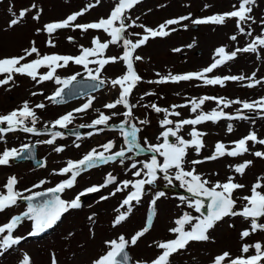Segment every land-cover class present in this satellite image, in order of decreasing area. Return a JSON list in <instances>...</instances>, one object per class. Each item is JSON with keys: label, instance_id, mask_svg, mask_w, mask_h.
I'll return each mask as SVG.
<instances>
[{"label": "rangeland", "instance_id": "374dc122", "mask_svg": "<svg viewBox=\"0 0 264 264\" xmlns=\"http://www.w3.org/2000/svg\"><path fill=\"white\" fill-rule=\"evenodd\" d=\"M116 2L117 0H100L99 4H95V0H0V58L24 55V50L30 48L33 42L41 54L78 55L81 51L80 45L84 47L92 46V37H99L101 42H104L109 40L110 36L102 30L90 29L87 33H84L80 29L69 27L57 30L49 37L47 32H37V29H42V26L46 23L66 18L67 15L79 11L89 3L95 4V7L90 8L83 16L78 17L75 23L95 21L98 17H106L105 14H108L109 8ZM238 3L239 0H140L138 5L129 10L127 23L130 24L132 20H135L136 25L128 28L126 35L128 33L140 34L139 36L127 35V38L133 40L144 34V30L139 27L140 24L145 25V27L157 28L159 24L168 19L191 14L188 20L181 21L179 25L169 26V28H175L176 31H170L166 37L149 38L144 45L134 52V55L142 57L141 60L134 61V67L142 74L143 81L133 89L130 95L131 104L137 105L132 109L133 119L131 122L140 128L137 134L139 137L147 135L146 139L151 144L163 142L161 137L160 139H157V137L164 130L159 123L164 118V113H157L150 107H146L151 103H146L144 98L141 99L145 96V93L154 88L158 89V87H155L157 84L149 82L159 79L157 73L163 75L169 73L183 74L194 69L199 71L200 67L214 58V51L217 47L226 46V50L231 51L238 47H245L251 41L252 37L239 33L235 19H228L223 25L208 23L198 24L195 27L191 22L192 19L230 11L233 5L238 7ZM33 4L36 7L28 12L19 24L9 27V21L13 18V14L8 11L10 7L13 12L18 14L20 9L30 8ZM206 5L208 7H205ZM37 13H39V19H33ZM252 15L255 17L256 23L249 21L245 24V32L248 31V25H251L253 36L260 35L261 29L264 28V25L260 24V20L264 19V0H257ZM185 24L187 25L186 28L183 27ZM232 35L237 36L236 41L230 39ZM68 37H73V41H69ZM49 39H52L54 47L48 45L47 41ZM174 49L180 50L174 51ZM122 50V42H119L116 45H109L104 55L109 57L120 56ZM34 58H36L35 54L27 57L25 62ZM89 66L96 67V65ZM39 71L44 73L48 69L42 67ZM125 71L126 66L122 61L109 63L100 73V77L106 81L103 89L62 103H53L47 99L50 91L59 87L55 80L37 84L26 75L14 74L12 81L6 85H0V115L19 109L18 107H22L23 103L27 101L38 117L36 126L49 127L51 121L76 108H80L91 100V106L87 110L74 113V119L68 125V128L87 124L92 119L98 118L101 111L115 118L109 123L122 122L124 120L122 109H107L104 105L117 99V86L113 87L110 80L122 75ZM253 72L256 73V79L264 78V48L258 49V53H238L236 58L218 67L208 76L244 75L247 77ZM75 73H80L79 76L87 74L82 66L71 62L69 66L56 70V75L61 78ZM3 78L4 75L0 74V79ZM248 83L247 80L228 81L222 87L220 85H204L202 81L198 80L181 81L177 85H166L161 90L163 95L160 102L162 103H159L165 105L189 104L188 106H190L189 102L193 98L198 101L202 96L224 97L226 100L239 99L241 101L256 100L264 96V83L255 87H248ZM32 93H36V95ZM39 103H43L45 107L42 109L35 108V105ZM188 106L174 109L181 113L180 117L169 115L168 118L172 120L194 118L197 113H192L191 106ZM239 107V104H232L224 111L235 114L236 109ZM214 108H217L216 101H205L201 106V110L204 112H209ZM169 111L173 110L169 109ZM113 112L117 115H112ZM250 114L254 117L247 116V119L236 120L222 118L215 123L206 121L196 125L199 131L206 133L202 137L204 147L199 153L195 151L194 147L189 148L185 159L189 162L203 160L204 157L212 155L218 141L222 142L227 150H231L234 147L232 142L247 135L250 131H254L258 139H264V115H258L256 112H250ZM145 119L149 123H139V121ZM229 123L233 126L232 132L227 131ZM26 124L31 125V122L26 121ZM4 126L7 125L4 124ZM191 129L192 126L185 125L179 134L185 139H189ZM60 130L63 136L57 137L53 144L43 143V141L51 139V132L49 131L43 134H33L15 130L4 135L0 134V152L6 148L19 150L27 143H31V145L34 143L37 157L44 159L43 166L38 167L27 160H11L8 165L0 166V192L6 194L4 185L10 177L16 178L17 182L14 189L24 196L31 194L25 189L43 191L66 179L67 174L60 175L57 172L60 168L65 167L68 160L79 159V156L89 149H102L100 146L110 140L114 142V149L115 147L124 146L120 142L122 137L119 130L103 129L99 132L95 128L87 127L82 130V136L79 138L67 135L63 128ZM89 132L93 134L91 136L87 135ZM144 140L142 142L138 141V143L146 146ZM55 147H62L63 151L58 153L54 150ZM248 147L249 151L241 156L231 157L225 154L215 160L195 165L197 172L212 182H225L229 176H232L234 182L245 185L243 189L234 192V199L237 202L236 209L242 208L245 201L241 198L250 195V189L258 178L261 184L264 185V158L253 155L255 151H264V145L253 144L249 141ZM126 155L130 156L131 159H126L124 164L119 163V159H117L114 162L115 164L110 162L106 166H100V168L99 166L94 167L92 171L85 174L86 179L91 178L93 182L90 183H103L108 173L117 176L125 171L129 172L125 176L127 177L125 180H131L134 177L131 164L135 161L147 162L150 159L151 152L139 153L135 150V152L126 153ZM157 156L159 159L162 158L159 155ZM248 160L253 161V163L245 169L243 175L236 173L234 167H230ZM110 166H112V169L108 171ZM137 167H142V165L138 164ZM191 167H193L191 163L185 164L186 169ZM135 178L137 179V177ZM40 180H45L46 183L40 185L39 188H32ZM87 181L80 182L77 177L74 186L60 194L61 198L70 201L78 193L79 188L89 183ZM173 181L179 190L186 189L180 187V182L175 180L174 177ZM163 184L167 185L168 183L163 179V176H158L154 186L146 185L141 202L136 203L133 201L132 212L125 221L116 226L113 225L115 217L120 211H126L127 206L121 208V195L126 189L117 192L114 196L109 195L115 190L114 186L104 190L105 195L108 196L107 200H101L102 195L100 194L87 196L84 209L69 210L52 228L36 235H29L33 230L32 222L23 219L18 227L13 230L14 237H21L22 239L18 244L5 251H0V264H20L25 254L29 256L30 264H53V261H55V264H92L93 260L107 251L106 240H118L120 235L130 239L136 231L145 226L148 217L151 216L150 230L139 238L136 245L129 244L126 246L133 262L150 261L162 251L155 246V242L175 238V234L170 233L169 228L175 226L174 221L176 218H179L184 212H190L193 216L199 215L180 200L182 196L186 198L191 196L180 193L178 188L173 185L168 184L167 188L166 186L163 187ZM162 187L165 189H162ZM130 188L129 185L128 191ZM258 190L264 191V187ZM156 191L165 192V196L157 201L153 209L150 201ZM241 202L243 203L241 204ZM26 209L27 203L18 200L16 205L0 212V225L8 222L12 216L18 215ZM153 211L155 214H153ZM89 217H92V219L90 220ZM258 222L264 223V218H261ZM250 224V219L245 220L241 216L225 217L222 221L217 222L213 229L209 230V240L190 242L185 249L170 257V264H212L214 257L225 251L230 253V258L254 255V248H250L248 253H243L241 249L244 244L253 245L256 242H260L264 246V231L258 230L242 239L241 232L244 229L250 230ZM185 227L190 229L191 225Z\"/></svg>", "mask_w": 264, "mask_h": 264}, {"label": "snow or ice", "instance_id": "6c2138e0", "mask_svg": "<svg viewBox=\"0 0 264 264\" xmlns=\"http://www.w3.org/2000/svg\"><path fill=\"white\" fill-rule=\"evenodd\" d=\"M100 0H95V4H99ZM140 3V0H117L114 7H112L110 14L107 17H101L95 21L87 23H75L78 17L83 16L90 8L95 7V4L89 3L79 11L72 12L67 15L66 18L46 23L42 26V29H37V32L44 31L52 36L57 30L65 28L80 29L82 32L87 33L90 29L102 30L110 36V39L101 42L99 37H92L91 47H84L80 45V54L72 55H60L56 53L52 54H41L34 42L30 48L24 50V55L12 56L0 58V74L4 75L3 79H0V85H6L13 80L14 74L26 75L31 78L37 84L44 81L55 80V83L59 85L55 92L47 97L53 103L63 102V93L74 81L80 73H75L65 78H61L56 75V70L59 68H65L69 66V63L80 65L87 73L88 77L93 81H98V84L93 87H99L106 83L101 80L100 73L102 69L109 63H116L122 61L126 66V71L118 77L111 79L110 83L113 87L119 86V98L112 103L104 105L107 109H114L117 105H123L125 112H123L124 120L120 123L119 131L124 138V144L126 147H121L118 151H111L114 147L113 141H108L101 145L102 151H98L96 148L89 150L79 160H68L65 167L60 168L57 174L70 176L67 179L57 183L52 188H47L44 191H32V189H25L30 192L28 196H24L21 192L16 191L14 186L16 184V178L10 177L7 183L4 185L6 194L0 192V212L17 204L18 200L27 201V210L14 215L10 220L0 225V251H5L13 245L19 243L21 237H14L13 230L18 227L23 219L30 220L32 222V232L29 235H36L40 232L45 231L53 227L60 220L61 215L67 212L69 209H75L81 206L80 197L89 193L99 192L102 188L107 187L109 184L117 183L116 177L111 173H108L104 179V182L99 185H92L82 190L77 194L75 198L70 201H66L61 198L60 194L66 189H70L76 183L77 177L86 172L88 169L98 167L101 164H107L109 162H115L119 159V163L124 164L126 159H131L126 153H132L134 150L144 151V147L138 143L137 134L140 128L135 123H132L133 114L132 109L137 105L129 103V97L132 94L133 89L136 87L138 82L142 78L134 70V61L142 59L139 55H134L136 49L144 45L149 38L166 37L169 32L176 31L175 28H169L171 25H179L181 21H186L189 16H180L178 18L168 19L165 22L158 25L157 28L145 27L140 24L144 30V34L138 39H129L127 35L139 36L140 34L128 33L127 29L135 26L136 21L132 20L129 24L127 21L129 17L127 13L132 10L136 5ZM257 0H239L238 7L232 6V10L225 11L222 13H216L207 17L192 19V24H216L223 25L228 19H235L237 29L239 33L246 34L252 37L251 41L247 43L245 47H238L234 50H226V46L217 47L214 51L213 62L197 72H188L183 74H172L160 75L156 81H149L150 83L163 84L166 82L179 83L181 81H191L193 79L201 80L204 85H220L224 86L228 81H243L247 80L249 83L248 87H255L264 83V78L256 79V73L253 72L250 76L244 75H213L208 76L207 74L212 73L215 69L225 65L227 62L237 57L238 53H258V49L264 48V28L261 29L260 35L253 36L251 25H248V31L245 32L244 25L249 21L256 23L255 17L252 15L253 8L256 5ZM36 5H31L30 8L20 9L18 14L13 12L10 7L8 11L13 14V18L9 21V27L17 25L24 19L26 14L30 12ZM205 7H208L207 5ZM33 19H39V13H37ZM138 19V18H137ZM260 24L264 25V19L260 20ZM187 27V25H183ZM167 29V30H166ZM73 37H68L69 41H73ZM232 41L237 40L236 35L230 36ZM122 42L123 50L120 56H105V50L109 48V45H116ZM49 46H55L52 39L47 41ZM190 47V46H189ZM180 49H174L179 51ZM35 54L34 59L26 61L27 57H31ZM89 65H96V67H90ZM46 67L47 72L41 73L39 69ZM36 95V93H32ZM152 93H145L144 95H151ZM143 99V97H141ZM205 101H216L217 108L212 109L209 112L201 110V106ZM191 112L197 113L194 118H181L177 120L169 119V115L180 117L181 113L174 109L184 107L186 105H173V111H169L167 108H161L155 103L147 105L157 113H164V118L159 121L160 125L164 128V131L160 132L157 139L163 137L162 143L151 144L145 138L144 145L147 146V150L151 153V158L147 162L135 161L131 164L133 169L132 175L137 177L133 180H124L117 183L115 190L109 195L114 196L117 192H122L131 185L132 191H129L127 196L123 199L121 208L127 206L126 211H120L115 217L113 225H119L125 221L129 214L132 212V202L140 203L142 196L145 193V186H154L158 180L157 173H163V179L167 181L169 185L175 180L180 182V187L186 188L187 192L191 194V197H180L183 203H186L189 208L194 209L198 216H193L190 212H184L179 218L174 221L175 226L169 228V232L175 234L174 239L167 241L155 242V246L162 251L150 261H138L137 264H170V257L185 249L190 242H200L209 240V230L213 229L217 222L222 221L225 217L241 216L245 220H251L250 230L244 229L241 232V238L250 236L251 233L256 231H264V223H259L261 218H264V191L258 189L264 187L261 184L260 179L252 185L250 189V195L243 196L241 199L245 201L242 208L236 210V199H234V192L238 189H243L245 185L234 182V177L229 176L225 182L211 180L202 176L198 173L195 165L203 163L205 161L215 160L219 157H223L225 154L231 157L241 156L249 151L248 142L253 144L264 145V139H258L254 131H250L247 135L232 142L234 147L231 150H227L222 142H216L215 150L210 156L204 157L203 160L187 161L185 158L189 148L194 147L195 151L199 153L204 147L202 137L206 133L199 131L196 125H200L206 121L213 123L226 118L228 120L236 119H247L245 116V110L248 112H256L258 115H264V96L253 101H241L226 100L224 97L215 96H202L197 101L193 98L190 102ZM232 104H239L240 107L236 109L235 114H229L224 111L225 108ZM91 106V100L85 103L80 108H76L71 112L59 116L54 121H51V128L59 126L60 128H67L74 119V113H80L87 110ZM222 106V107H221ZM45 105L39 103L35 105V108L42 109ZM199 110V111H198ZM112 115H117L113 112ZM110 116L105 115L101 112L98 118L91 121L89 125H81L80 127L95 128L96 131H103V128H96V126H105L115 128L117 126L108 124ZM38 117L32 107L29 106V102L25 101L21 108L15 109L7 114L0 115V125L6 124L7 127H0V134L9 131H14L17 128H21L26 133H37L38 130L35 127ZM26 121H30L32 126H26ZM140 124L149 123L148 120L139 121ZM185 125L192 126L189 136L191 139H185L179 134L180 130ZM47 127V126H46ZM51 131V129H49ZM227 131L232 132L233 126L231 123L227 126ZM93 133L89 132L87 135L91 136ZM77 138L80 134L76 133ZM63 136V133L59 131L51 132V139L43 141V143L53 144L57 137ZM174 137L175 142H170L169 137ZM39 143V141H38ZM79 146V145H77ZM27 144L23 145L21 149L11 148L4 149L0 152V166L8 165L12 159L21 156L25 149H28ZM56 152L63 151L62 147H55ZM162 157V162L158 161L157 155ZM255 157L264 158V151H255L253 153ZM191 163L193 167L190 169L185 168V164ZM253 161L248 160L243 163L236 164L234 171L241 175L244 174L245 169L249 167ZM141 164L142 167H137ZM43 166V165H41ZM55 171V170H54ZM45 180H40L38 184H34L32 188H39L40 185L45 184ZM165 196V192L156 191L150 204L156 205L157 201ZM38 197H47L39 202L36 201ZM101 200H107L108 196H101ZM205 200L207 203L205 204ZM207 208L205 214L201 210ZM119 211V210H118ZM153 214L154 211H153ZM94 215V214H93ZM91 220L92 217H89ZM152 217H148L145 226L136 231L130 239H126L124 235H120L118 240H106L105 244L108 246L107 251L100 255L97 259L93 260L92 264H128L130 257L127 253L126 246L136 245L139 238L143 237L151 227ZM186 225H191L190 229H186ZM6 233V234H5ZM250 248L255 249V254L251 256H239L236 258H230V253L223 252L220 255L214 257L212 264H264V246L260 242H256L253 245L244 244L241 251L248 253ZM20 264H30V258L27 254L24 255ZM55 264V261H53Z\"/></svg>", "mask_w": 264, "mask_h": 264}, {"label": "water", "instance_id": "95a60500", "mask_svg": "<svg viewBox=\"0 0 264 264\" xmlns=\"http://www.w3.org/2000/svg\"><path fill=\"white\" fill-rule=\"evenodd\" d=\"M98 83H99L98 81H93V80H91L88 77L77 78L76 81H74L67 89L64 90L63 102L71 100V99H74V98H77V97H80V96H82L84 94H87L89 92H93V91L97 90L102 85H100L99 87H93V85L98 84ZM49 129L57 130L56 128H44V129H37V130H38V132H48ZM68 132H71V133L75 134L76 130H68ZM172 140H173V138L170 136L169 137V141H172ZM145 151H148V150L145 149ZM153 154L154 153H152V155ZM13 160L14 161L29 160L34 165H37V166H40L42 164V162H43L42 159L36 158L35 144L29 145V148L25 149L22 152L20 157L15 158ZM45 198H47V197H38V198H36V201H34V202L42 201ZM206 203H207V201H206ZM201 211L206 214L207 213V208L205 207ZM127 253H128V251H127ZM129 257H130V255H129ZM128 264H136V263H131L130 260H129Z\"/></svg>", "mask_w": 264, "mask_h": 264}, {"label": "flooded vegetation", "instance_id": "af4514ba", "mask_svg": "<svg viewBox=\"0 0 264 264\" xmlns=\"http://www.w3.org/2000/svg\"><path fill=\"white\" fill-rule=\"evenodd\" d=\"M172 74H175V73H172ZM180 83V82H179ZM179 83H172V82H166V83H163V84H158V83H156L157 84V86H155V87H158V89L157 88H154L153 90H151V91H149V92H147V93H152L151 95H145L143 98H144V100H146V103H155L157 106H159V107H161V106H163L164 108H167V109H172L173 110V108H172V106L173 105H175V104H169V105H165V104H160V103H162V102H160L161 101V97H162V92H161V90L166 86V85H177V84H179ZM117 95H119V94H117ZM160 102V103H159ZM130 104H131V102H129ZM179 105V104H178ZM188 106V105H187ZM116 109H125L124 108V106L123 105H117L116 107H115ZM123 119H124V117H123ZM121 137H122V139H120V142L123 144L124 143V138H123V136L121 135ZM147 137V135H144V136H141V137H139V135H137V138H138V141H140V142H142L145 138ZM163 137H161V139H162ZM117 150H119V148L117 149ZM117 150H115V151H117ZM133 152H135V150L133 151ZM110 163V162H109ZM114 163V162H113ZM108 164V163H107ZM115 164V163H114ZM104 166H106V164H104ZM112 169V166H110L109 168H108V171H110ZM87 173H89V172H87ZM129 172H125V171H123L122 172V174H118L117 176H116V180H117V183H119L120 181H124L125 180V176L128 174ZM85 174L86 173H82L81 175H80V180H82V178H85V179H83L82 181L83 182H85L86 180H88L87 182H90L92 179L91 178H88V179H86L87 178V176H85ZM158 176H163V173H160V174H158ZM91 179V180H90ZM116 183H113V185H115ZM168 185V184H167ZM167 185H162L163 187L164 186H166L167 188H168V186ZM171 185H174L173 184V182H172V184ZM162 187V189H165V188H163ZM166 188V189H167ZM85 200H86V198L85 197H83L82 196V198H81V201H82V204H81V208L82 209H84V205H85Z\"/></svg>", "mask_w": 264, "mask_h": 264}]
</instances>
